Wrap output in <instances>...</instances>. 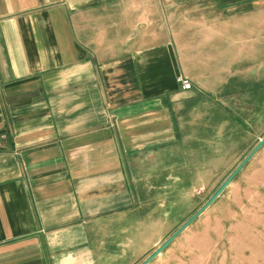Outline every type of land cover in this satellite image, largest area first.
Here are the masks:
<instances>
[{
    "label": "crops",
    "instance_id": "0c3cea01",
    "mask_svg": "<svg viewBox=\"0 0 264 264\" xmlns=\"http://www.w3.org/2000/svg\"><path fill=\"white\" fill-rule=\"evenodd\" d=\"M263 35L264 0H0V264L145 257L182 124L221 123Z\"/></svg>",
    "mask_w": 264,
    "mask_h": 264
},
{
    "label": "rangeland",
    "instance_id": "374dc122",
    "mask_svg": "<svg viewBox=\"0 0 264 264\" xmlns=\"http://www.w3.org/2000/svg\"><path fill=\"white\" fill-rule=\"evenodd\" d=\"M246 62L234 72L239 81L230 82L231 95L218 98L227 111L220 124L191 116L182 124L184 141L192 137L182 153L183 177H162L156 195L162 217L144 223L123 245L139 254L149 244L134 264H143L200 210L264 136V42L262 58ZM161 255L150 264H264V144Z\"/></svg>",
    "mask_w": 264,
    "mask_h": 264
},
{
    "label": "water",
    "instance_id": "95a60500",
    "mask_svg": "<svg viewBox=\"0 0 264 264\" xmlns=\"http://www.w3.org/2000/svg\"><path fill=\"white\" fill-rule=\"evenodd\" d=\"M264 144V136L258 141L257 145L252 151L243 159L238 167L230 174V176L223 182L218 190L212 195L207 203L198 210L187 222H185L172 236H170L161 247H159L143 264H150L155 258L162 254V251L184 230L186 229L197 217H199L228 187L233 178L242 170V168L248 163V161L255 155V153Z\"/></svg>",
    "mask_w": 264,
    "mask_h": 264
},
{
    "label": "built area",
    "instance_id": "2783aa9c",
    "mask_svg": "<svg viewBox=\"0 0 264 264\" xmlns=\"http://www.w3.org/2000/svg\"><path fill=\"white\" fill-rule=\"evenodd\" d=\"M177 82L181 85L182 89L183 90H190L191 89V83L186 79V78H183V77H178L177 78Z\"/></svg>",
    "mask_w": 264,
    "mask_h": 264
},
{
    "label": "trees",
    "instance_id": "16d2710c",
    "mask_svg": "<svg viewBox=\"0 0 264 264\" xmlns=\"http://www.w3.org/2000/svg\"><path fill=\"white\" fill-rule=\"evenodd\" d=\"M256 87H258V85L254 86L253 89H255Z\"/></svg>",
    "mask_w": 264,
    "mask_h": 264
}]
</instances>
